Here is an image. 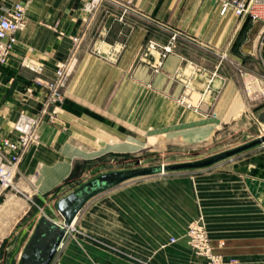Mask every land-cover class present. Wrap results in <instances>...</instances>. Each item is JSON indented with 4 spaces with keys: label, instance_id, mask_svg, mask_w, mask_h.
I'll return each mask as SVG.
<instances>
[{
    "label": "crops",
    "instance_id": "crops-1",
    "mask_svg": "<svg viewBox=\"0 0 264 264\" xmlns=\"http://www.w3.org/2000/svg\"><path fill=\"white\" fill-rule=\"evenodd\" d=\"M20 1L27 3L26 29L17 35L8 64L0 67V114L7 125L22 111L34 115L40 110L44 88L37 82L52 81L57 66L72 53L74 38L82 41L77 52L80 70L70 82L60 121L41 124V142L24 156L16 189L0 200V248L22 234L19 260L43 218L26 229L33 197L17 200L14 191L32 189L43 199L72 174L70 160L75 158L67 151L71 142L60 138L58 130L83 129L84 121L96 122L88 115L93 108L75 98L86 97L79 81L90 66L99 71L112 66L113 73L120 69L127 79L138 78L160 60V50L150 44L156 41L163 48L174 36L177 43L160 73L166 82L177 72L184 78L190 75L188 64L195 63L189 50L213 54L216 60L220 52L233 50L238 64L252 60L264 65L263 24L223 12L218 0H103L93 16L82 10L81 0H0V15L3 7ZM95 49L102 52L94 56ZM218 70L217 61L210 74L213 82L227 83L225 92L236 91L234 81ZM260 147L241 154L226 169H200L143 185L125 182L98 195L78 215L53 264H136V256L156 257L166 264H206L183 239L189 223L200 216L218 253L234 264H264V146ZM154 216H159L155 222ZM76 228L83 233H75ZM172 238L177 242L170 243ZM220 241L225 243L222 248Z\"/></svg>",
    "mask_w": 264,
    "mask_h": 264
},
{
    "label": "rangeland",
    "instance_id": "rangeland-1",
    "mask_svg": "<svg viewBox=\"0 0 264 264\" xmlns=\"http://www.w3.org/2000/svg\"><path fill=\"white\" fill-rule=\"evenodd\" d=\"M175 42L177 43V38ZM152 43L157 45L153 50H160V60L152 70L146 73L143 70L142 74L137 75L138 78L129 80L120 69L113 73L112 66L99 71L96 65L90 66L89 71L81 75L79 88L86 97L75 98L93 108L88 115L96 122L84 121L83 129L63 126L58 130L60 138L71 142L67 151L75 158V161L70 160L72 174L62 185L42 196L43 199L32 189L20 193L14 191L17 200L33 197L29 202L31 210L24 224L26 229L41 217L63 222L58 210L59 202L101 176L209 159L264 135V65H258L252 60L238 64L233 50L220 52L219 60L213 54L189 50L195 63L188 64L190 75L184 78L177 72L173 79L167 81L170 83L168 86L166 78L160 76L168 57H162L165 47L161 48L156 41ZM261 47L264 49V39L261 40ZM101 52L97 49L92 51L94 56ZM217 61L218 74L233 80L236 91L225 92L227 83L213 82L215 76L210 74L215 72ZM136 69L141 71L139 66ZM79 70L80 61L63 91L65 100L70 82ZM232 93L237 95H230ZM60 115L61 112L56 119L47 117L45 122L54 125L60 121ZM78 115L80 116L79 113ZM260 148L263 147L247 152ZM239 157L241 156L222 161L206 170L226 169L232 161L239 160ZM198 172L164 171L128 182L143 185ZM16 179L13 188L8 191L16 189ZM155 196L154 192V200ZM155 218L159 216H154V222ZM196 223L207 233L212 255L220 257L223 263L234 264L217 252L203 216L191 221L186 233ZM75 233L80 235L83 231L76 228ZM186 233L183 236L184 246L206 264H214L189 244ZM14 236V239L6 240L1 246L0 264H21L19 255L24 240L22 234ZM224 246L225 243L220 241L219 247ZM133 260L136 264H166V260L161 262L156 257L136 256Z\"/></svg>",
    "mask_w": 264,
    "mask_h": 264
},
{
    "label": "built area",
    "instance_id": "built-area-1",
    "mask_svg": "<svg viewBox=\"0 0 264 264\" xmlns=\"http://www.w3.org/2000/svg\"><path fill=\"white\" fill-rule=\"evenodd\" d=\"M28 2L30 0H27ZM223 12L233 11L239 17L249 16L253 21H259L264 29V0H218ZM103 0H81L82 10L94 15L101 7ZM27 3L20 1L12 7H3L0 15V67L8 64L11 54L18 43L17 35L26 29L25 13ZM82 38L75 37L74 47L70 56L57 66L55 77L52 81L37 85L44 88L41 108L36 114L22 111L18 119L7 125L5 117L0 114V200L12 187L20 172V165L24 156L32 147L40 144L39 127L45 119L58 118L59 112L65 101L64 89L68 85L73 71L78 63L77 52ZM175 36L165 47L162 57H167L173 52ZM151 48L157 45L151 43ZM62 224V222H61ZM189 244L214 264L223 263L220 257L212 255V249L207 233L198 223L189 227L186 233ZM177 242L172 239V243Z\"/></svg>",
    "mask_w": 264,
    "mask_h": 264
},
{
    "label": "water",
    "instance_id": "water-1",
    "mask_svg": "<svg viewBox=\"0 0 264 264\" xmlns=\"http://www.w3.org/2000/svg\"><path fill=\"white\" fill-rule=\"evenodd\" d=\"M260 146H264V135L250 143L223 152L209 159L168 167L122 171L101 176L59 202L58 210L63 217L62 224H58L48 217H44L40 221L21 256V264H53L70 229L73 228L84 206L90 200L104 192L110 191L130 180L154 176L164 171L174 172L206 169Z\"/></svg>",
    "mask_w": 264,
    "mask_h": 264
},
{
    "label": "bare ground",
    "instance_id": "bare-ground-1",
    "mask_svg": "<svg viewBox=\"0 0 264 264\" xmlns=\"http://www.w3.org/2000/svg\"><path fill=\"white\" fill-rule=\"evenodd\" d=\"M133 145V144H132ZM133 147H135L134 145H133Z\"/></svg>",
    "mask_w": 264,
    "mask_h": 264
}]
</instances>
